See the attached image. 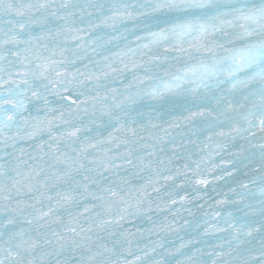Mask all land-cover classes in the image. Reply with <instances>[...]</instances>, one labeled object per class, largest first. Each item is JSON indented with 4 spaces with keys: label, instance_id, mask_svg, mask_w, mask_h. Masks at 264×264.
<instances>
[{
    "label": "snow or ice",
    "instance_id": "snow-or-ice-1",
    "mask_svg": "<svg viewBox=\"0 0 264 264\" xmlns=\"http://www.w3.org/2000/svg\"><path fill=\"white\" fill-rule=\"evenodd\" d=\"M0 264H264V0H0Z\"/></svg>",
    "mask_w": 264,
    "mask_h": 264
}]
</instances>
